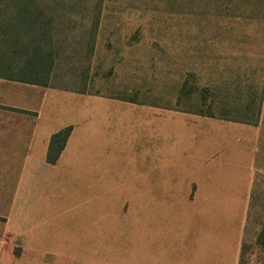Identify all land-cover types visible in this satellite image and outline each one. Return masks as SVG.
<instances>
[{
  "label": "rangeland",
  "instance_id": "obj_1",
  "mask_svg": "<svg viewBox=\"0 0 264 264\" xmlns=\"http://www.w3.org/2000/svg\"><path fill=\"white\" fill-rule=\"evenodd\" d=\"M48 1L56 83L258 128L239 258L264 264V0ZM50 192L0 196V264H227L186 253L166 211L146 225L143 197Z\"/></svg>",
  "mask_w": 264,
  "mask_h": 264
},
{
  "label": "crops",
  "instance_id": "obj_2",
  "mask_svg": "<svg viewBox=\"0 0 264 264\" xmlns=\"http://www.w3.org/2000/svg\"><path fill=\"white\" fill-rule=\"evenodd\" d=\"M55 67L45 85L0 76V196L67 187L143 197L145 224L166 211L186 253L198 245L201 260L219 251L217 259L239 263L258 128L77 90L56 83ZM66 127L51 164L49 139ZM126 173L130 183L121 180Z\"/></svg>",
  "mask_w": 264,
  "mask_h": 264
},
{
  "label": "trees",
  "instance_id": "obj_3",
  "mask_svg": "<svg viewBox=\"0 0 264 264\" xmlns=\"http://www.w3.org/2000/svg\"><path fill=\"white\" fill-rule=\"evenodd\" d=\"M49 4L48 0H0V68L15 72L0 76L47 84L55 57L52 38L55 11ZM95 28L96 25L93 30ZM41 73L45 75L44 79H40ZM70 132L71 127H66L51 135L47 162L55 163ZM256 244L264 252V226L257 235Z\"/></svg>",
  "mask_w": 264,
  "mask_h": 264
}]
</instances>
